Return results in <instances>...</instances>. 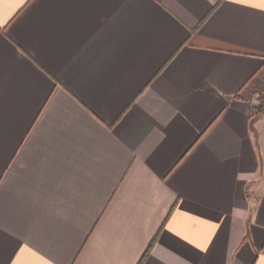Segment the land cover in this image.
Instances as JSON below:
<instances>
[{"label": "crops", "instance_id": "1", "mask_svg": "<svg viewBox=\"0 0 264 264\" xmlns=\"http://www.w3.org/2000/svg\"><path fill=\"white\" fill-rule=\"evenodd\" d=\"M264 0H0V264H264Z\"/></svg>", "mask_w": 264, "mask_h": 264}, {"label": "trees", "instance_id": "2", "mask_svg": "<svg viewBox=\"0 0 264 264\" xmlns=\"http://www.w3.org/2000/svg\"><path fill=\"white\" fill-rule=\"evenodd\" d=\"M263 69H260L255 75H253L247 83L240 90L237 95V99L253 102L254 97L256 96V116L260 117L264 114V78H262ZM162 230V229H161ZM153 238L149 244L148 249L145 254L142 256L138 264H145L147 258L150 256L155 244L159 238L160 232Z\"/></svg>", "mask_w": 264, "mask_h": 264}]
</instances>
